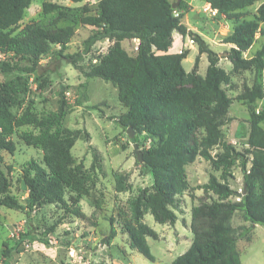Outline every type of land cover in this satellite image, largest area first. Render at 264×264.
<instances>
[{
	"label": "trees",
	"instance_id": "obj_1",
	"mask_svg": "<svg viewBox=\"0 0 264 264\" xmlns=\"http://www.w3.org/2000/svg\"><path fill=\"white\" fill-rule=\"evenodd\" d=\"M206 1L236 25L222 39L223 43L233 44L230 49L221 53L208 50L209 65L204 76L196 71L197 63L193 71H187L183 65L189 53L187 36L201 45V51L206 48L202 36L183 22V13L176 14V10H185L187 4L181 2L178 8H173L170 0H98L97 14L85 21L98 28L92 39L105 38L113 44L106 53L97 55V61L83 74L86 78L99 77L116 85L119 100L127 107L120 122L155 139L143 151L145 165L142 166L152 175L153 184L138 190L129 202L133 221L127 220L123 231L130 247L154 260L147 237L155 232L142 222L146 210L160 223H175V199L189 195L193 200L194 238L188 250L173 264H242L237 241L255 224H264V127L261 126L264 108L256 111L253 106L256 100L264 99V88L256 81L240 95L249 102L251 116L245 148L238 150L221 128L222 115L233 98L222 87L230 84L231 74L219 61L229 59L236 71L264 69V40L252 56L244 55L257 32L264 37V2L258 9L257 19L249 20L244 18L242 9L259 0ZM26 12L38 16L18 29ZM68 16V7L51 0H44L42 6L36 0H0V54L4 55L0 59V72L37 73L40 60L53 46H59L57 55L71 58L76 65L79 54H63L75 34L72 25H60ZM134 38L140 40L136 56L122 46L123 40ZM37 79L41 89L50 86L48 78L38 75ZM22 84L25 91V82ZM185 84L191 87H183ZM17 88L12 81L0 80V150L15 152L17 142L8 136L17 128H38V133L32 130L20 133L27 144L42 150L45 164L32 160L22 171V181L29 194L28 207L65 203L66 188L76 185L70 170L74 163L71 149L82 131L62 128L67 113L63 91L58 110L40 118L31 102L20 114L11 110L12 93ZM198 130L203 133L194 139ZM215 147L220 151L212 154ZM197 158L209 161L220 175L211 173L206 183L193 185L188 166ZM237 159L241 161L246 193L234 200L238 180L233 167ZM121 187L120 180L117 190ZM8 188V179L0 164V207L25 209L27 206L10 194ZM197 190L201 193L197 194ZM240 212L248 224H235ZM111 229L109 238L117 235L113 225ZM13 249H4V259Z\"/></svg>",
	"mask_w": 264,
	"mask_h": 264
},
{
	"label": "rangeland",
	"instance_id": "obj_2",
	"mask_svg": "<svg viewBox=\"0 0 264 264\" xmlns=\"http://www.w3.org/2000/svg\"><path fill=\"white\" fill-rule=\"evenodd\" d=\"M43 1L36 0V3L42 6ZM51 1L64 4L69 9L68 18L62 20L60 25H72L75 34L63 54H79L76 65H73L71 58L57 55L59 46H53L40 60L43 73L39 77L48 78L49 87H39L36 72H0V80L12 81L19 86L12 93L11 110L15 114L22 113L31 102L33 111L44 118L58 110L61 92H64L67 113L62 128L82 131L71 149L74 163L70 170L76 185L66 188L65 203L28 207L29 194L22 181V171L32 160L43 166L45 164L42 150L27 144L20 133L25 130L38 133L39 129L23 126L8 136L17 142L16 150L13 153L6 149L0 150L1 168L8 179V192L27 207L20 210L0 207V264H173L193 242V200L189 195H180L175 199V223H160L146 210L142 222L155 232V235L147 237L154 260L130 247L128 236L123 231L126 221L132 220L129 202L138 190L153 184L152 175L142 169L136 151L143 154L155 139L146 133H137L134 129L131 138L128 128L120 122L127 107L119 100V88L112 82L99 77L86 78L83 74L97 61V55L106 53L113 44L109 39H92L98 28L85 21L88 16L97 14L98 0ZM170 1L175 4L174 8H178L181 2L187 4L185 10H176V14L182 12L183 22L203 38L206 49L201 51V45L187 36L189 53L183 65L187 71H193L197 63L196 71L204 76L209 65L208 50L221 53L230 49L233 44L223 43L222 39L233 32L236 22L212 9L206 0ZM263 2L255 1L242 9L246 14L244 18L257 19L258 9ZM35 16L26 12L18 29ZM263 40L264 37L257 32L252 46L244 55L252 56ZM139 42L137 38L125 39L122 46L130 55L136 56ZM3 58L4 55L0 54V59ZM219 65L231 74L230 84L222 87L233 98L222 115L224 124L221 128L226 139L243 151L249 133L251 108L249 102L241 99L240 95L256 81L264 88V69L260 72L253 69L236 71L227 58H222ZM24 82L25 91L22 90ZM183 87L191 85L185 84ZM253 106L256 111L263 109L264 99L256 100ZM261 126L264 127V121ZM202 133V130H198L194 139H198ZM135 143L137 148L134 147ZM219 151L215 147L211 152L216 154ZM240 162L237 159L233 167V174L238 180L236 194L232 197L234 200L241 198L239 193L244 189ZM188 170L193 185L206 183L211 173L220 175L209 161L200 158L190 164ZM120 180L122 187L119 191L117 184ZM199 193L201 191L197 190ZM88 219L94 224L91 225ZM235 224H248L241 212L235 218ZM112 225L117 235L109 238ZM13 247L11 255L4 259V249ZM237 248L242 264H264V224H255L248 234L237 241Z\"/></svg>",
	"mask_w": 264,
	"mask_h": 264
},
{
	"label": "water",
	"instance_id": "obj_3",
	"mask_svg": "<svg viewBox=\"0 0 264 264\" xmlns=\"http://www.w3.org/2000/svg\"><path fill=\"white\" fill-rule=\"evenodd\" d=\"M172 7H173V8L175 7V4H174V3L172 4ZM104 39H105V38H104ZM42 73H43V70H42V68H41V64H39V65H38V72H37V74H38V75H41ZM128 132H129L130 137L133 138L134 133H133V130H132L131 127L128 128ZM137 146H138L137 143H135L134 147L137 148ZM136 154H137V158H138V160L140 161V163L142 164V166H144V165H145V161H144V158H143V154H142V152L139 151V150H137V151H136ZM245 193H246V185H245V188H244L243 192H242V193H239V196H242V195L245 194Z\"/></svg>",
	"mask_w": 264,
	"mask_h": 264
},
{
	"label": "crops",
	"instance_id": "obj_4",
	"mask_svg": "<svg viewBox=\"0 0 264 264\" xmlns=\"http://www.w3.org/2000/svg\"><path fill=\"white\" fill-rule=\"evenodd\" d=\"M2 255H3V253H2Z\"/></svg>",
	"mask_w": 264,
	"mask_h": 264
}]
</instances>
